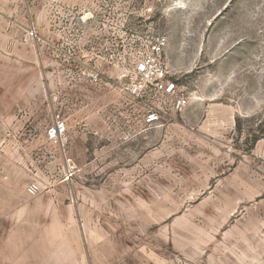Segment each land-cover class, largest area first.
<instances>
[{
	"label": "rangeland",
	"instance_id": "obj_1",
	"mask_svg": "<svg viewBox=\"0 0 264 264\" xmlns=\"http://www.w3.org/2000/svg\"><path fill=\"white\" fill-rule=\"evenodd\" d=\"M0 34L49 138L0 156V264H264V0H0Z\"/></svg>",
	"mask_w": 264,
	"mask_h": 264
},
{
	"label": "crops",
	"instance_id": "obj_2",
	"mask_svg": "<svg viewBox=\"0 0 264 264\" xmlns=\"http://www.w3.org/2000/svg\"><path fill=\"white\" fill-rule=\"evenodd\" d=\"M1 37V34H0ZM1 40V38H0ZM29 44L28 36L25 37V47ZM2 44L0 41V80L2 78ZM16 55L15 52L12 53ZM27 52L25 57L19 56L15 59L16 68L15 71L10 72L12 79H16V85L10 88L6 95H3V90H0V141H2V136L5 134L3 126L9 125L12 127L10 137L12 139L11 143L13 145V150L1 151L0 156L8 159H21L24 157H29V138H34L33 142H37L45 137V143L48 146L49 138L47 131L44 134V122L39 119L32 118L29 119V61ZM8 94V95H7ZM9 98V99H8ZM11 111L10 116L3 115V112ZM6 118V119H4ZM29 124L37 127H42L40 131L32 133L29 131ZM47 127V124H45ZM60 142L67 143L70 141L68 134H65L60 138ZM125 142L118 144V149H124ZM156 155V154H153ZM146 160V155L141 156V160ZM149 158V157H148ZM155 159V158H154ZM5 167V166H4ZM140 166H138L139 171Z\"/></svg>",
	"mask_w": 264,
	"mask_h": 264
},
{
	"label": "built area",
	"instance_id": "obj_3",
	"mask_svg": "<svg viewBox=\"0 0 264 264\" xmlns=\"http://www.w3.org/2000/svg\"><path fill=\"white\" fill-rule=\"evenodd\" d=\"M167 39L165 37L159 36L155 38L152 42V55L144 61L140 68L143 74L151 76L155 82V86L159 89H164L168 94L176 93V86L172 83L166 81L167 71L159 64V58L161 56L164 47L166 46ZM189 99L186 96H178L175 102V110L181 112L187 105ZM159 120V115L156 112H151L148 114L147 123L154 124ZM66 134V126L62 121L60 115L56 116V121L54 127L51 130L50 137L54 139H60ZM39 191V186L37 184H32L28 187V193L31 196H35Z\"/></svg>",
	"mask_w": 264,
	"mask_h": 264
}]
</instances>
